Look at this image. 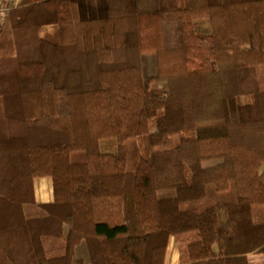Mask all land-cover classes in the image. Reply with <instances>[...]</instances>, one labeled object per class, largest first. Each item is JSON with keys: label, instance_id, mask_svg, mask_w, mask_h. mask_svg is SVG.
Here are the masks:
<instances>
[{"label": "trees", "instance_id": "trees-1", "mask_svg": "<svg viewBox=\"0 0 264 264\" xmlns=\"http://www.w3.org/2000/svg\"><path fill=\"white\" fill-rule=\"evenodd\" d=\"M83 3L21 0L0 32V264L82 240L91 264H165L171 236L181 264H264V0Z\"/></svg>", "mask_w": 264, "mask_h": 264}, {"label": "crops", "instance_id": "crops-1", "mask_svg": "<svg viewBox=\"0 0 264 264\" xmlns=\"http://www.w3.org/2000/svg\"><path fill=\"white\" fill-rule=\"evenodd\" d=\"M79 1L82 4H84L83 3L84 0H79ZM94 10H95V7L93 6L92 11H91L92 15L95 14ZM81 15H82V17L85 18L86 15H91V14H87L86 11L85 12L83 11V12H81ZM202 24L207 27L206 30L209 29V22L207 20L206 21L204 20V22H202ZM153 63H154L153 59L150 61H147V62L146 61L143 62L142 58H141V65H142L143 73L145 76H149V74L147 75L145 73L146 69L153 71V69H154ZM156 70H157V68H156ZM150 75H154V74H151V72H150ZM34 188H35V197H36L37 202L45 203V202L52 201V199H53L52 181L50 182L46 179H40L38 182L34 181ZM248 258L252 262L264 261V252L249 253ZM77 260H82L84 262V264H91L88 247H87V244L84 240H82L79 244L76 245L73 264H76ZM165 264H181L179 262V252H178L176 240H174V241L172 240L169 242Z\"/></svg>", "mask_w": 264, "mask_h": 264}, {"label": "rangeland", "instance_id": "rangeland-1", "mask_svg": "<svg viewBox=\"0 0 264 264\" xmlns=\"http://www.w3.org/2000/svg\"><path fill=\"white\" fill-rule=\"evenodd\" d=\"M202 29L206 30L207 27L202 26ZM152 59L154 60V63H153L154 69H153V71L146 69L145 73L147 75L148 74L150 75V72H151V74L157 73V70H156V68H157L156 54L155 53H145L142 55V61L143 62H145V61L147 62V61H150ZM142 71H143V69H142ZM154 84L157 86H160V87L164 85V83L161 81L156 82ZM179 135H180L179 132H165V133H161V134L159 133V134L150 135L148 140H147L148 151L151 152L152 150H156V149H160V148L172 147L173 145L177 144V142L179 141ZM202 164L207 166V165H211V164L213 165V164H215V162H213L212 160H205L202 162ZM40 179H46V180L51 182V178L49 176L37 177V178H35L34 181L38 182ZM170 239L171 240H169V242L172 240L173 241L175 240V238L173 236H171ZM75 248H76V246H75ZM74 256H75V249H74ZM74 256H73V260H74ZM73 260H72V264H73ZM78 261H82V260H77L76 264H78ZM82 263L84 264L83 261H82ZM90 263H91V261H90Z\"/></svg>", "mask_w": 264, "mask_h": 264}, {"label": "built area", "instance_id": "built-area-1", "mask_svg": "<svg viewBox=\"0 0 264 264\" xmlns=\"http://www.w3.org/2000/svg\"><path fill=\"white\" fill-rule=\"evenodd\" d=\"M20 1L21 0H0V32L4 27L7 15L20 3Z\"/></svg>", "mask_w": 264, "mask_h": 264}]
</instances>
